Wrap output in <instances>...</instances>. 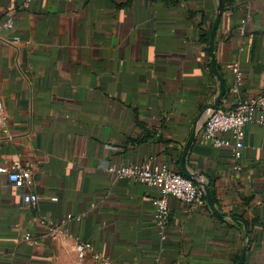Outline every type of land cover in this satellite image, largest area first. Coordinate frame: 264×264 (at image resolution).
Segmentation results:
<instances>
[{"label": "crops", "instance_id": "1", "mask_svg": "<svg viewBox=\"0 0 264 264\" xmlns=\"http://www.w3.org/2000/svg\"><path fill=\"white\" fill-rule=\"evenodd\" d=\"M216 9L217 0H0V166L19 161L33 179L20 187L0 173V264H94L77 258L74 237L111 264H236L240 221L243 264H264V127L245 128L239 162L202 137L219 87L204 43ZM214 52L226 88L217 110L264 92V0H223ZM193 130L186 167L210 184L223 218L206 201L169 198L162 242L157 189L107 170L152 162L180 172ZM28 192L40 197L34 208ZM68 215L67 235L52 239L41 220Z\"/></svg>", "mask_w": 264, "mask_h": 264}, {"label": "built area", "instance_id": "2", "mask_svg": "<svg viewBox=\"0 0 264 264\" xmlns=\"http://www.w3.org/2000/svg\"><path fill=\"white\" fill-rule=\"evenodd\" d=\"M29 0H27L28 3ZM242 23H244L242 21ZM4 27L12 28L10 20L6 21ZM238 85L241 80V73L236 64L230 66ZM258 123L264 127V92L254 97L241 99L230 110H214L205 120L202 127L203 140L216 148H229L232 157L239 162L242 157V149L245 141V128L251 123ZM0 134L8 135L7 117L3 112L0 102ZM235 169L239 170L237 165ZM108 173L119 179H129L135 183L148 187H154L159 192V198L154 202L153 221L159 233L160 240L164 242L167 238L169 225V204L168 199L173 198L188 206H195L204 203L203 189L194 184L191 179L182 176L169 164H153L147 162L142 165H120L110 166ZM0 173L7 174L11 184L29 188L33 184L31 171L19 162L13 161L7 167L0 166ZM40 197L34 193H26L23 196L24 204L29 208H34L39 203ZM70 218L61 221L57 225L51 220H41V224L47 227V232L52 239L59 235H67L62 227ZM28 243L35 244L36 241L28 235L24 236ZM74 240V250L79 260L88 257L94 264H111L109 259L102 258L94 249L93 245L77 238ZM162 250V248H161Z\"/></svg>", "mask_w": 264, "mask_h": 264}, {"label": "water", "instance_id": "3", "mask_svg": "<svg viewBox=\"0 0 264 264\" xmlns=\"http://www.w3.org/2000/svg\"><path fill=\"white\" fill-rule=\"evenodd\" d=\"M220 10H221V2L220 0H217V9H216V14L214 17V20L212 22L211 25V29H210V33H209V43H208V48H209V53H210V67H211V72L214 75V77L216 78V80L218 81L219 87H218V94L215 97L213 104L211 106V110H217L219 107V103L223 100L225 93H226V88L224 85V82L217 70V65H216V61H215V52H214V40H215V34H216V29L220 20ZM194 130L191 132L188 140L186 141L184 147L182 148L181 151V157H180V173L182 176L191 179L192 181L197 178L200 177V174H196V173H191L187 167H186V157L188 154V151L193 143L194 140ZM204 191V196H205V201L206 204L209 208V210L216 216L219 218H223L222 215L219 213V211L215 208L214 205V200L212 197V194L210 192V184L208 182H204V181H199L198 184ZM232 220H237L234 217H230ZM240 221V220H239ZM243 224V227L245 229V234H246V245L243 247L241 254L236 262V264H243L244 259H245V255H246V251H247V245L249 244V230L247 228V225L245 223H243L242 221H240Z\"/></svg>", "mask_w": 264, "mask_h": 264}, {"label": "trees", "instance_id": "4", "mask_svg": "<svg viewBox=\"0 0 264 264\" xmlns=\"http://www.w3.org/2000/svg\"><path fill=\"white\" fill-rule=\"evenodd\" d=\"M222 6H223V0H221V9H222ZM209 32H210V29L208 30V32L206 33V37L204 39V43L207 45V48H206V51L207 53H209V49H208V41H209ZM180 173V172H179ZM181 174V173H180ZM194 184H197L195 181H193ZM214 192H212L211 194H213ZM205 201V197L203 199Z\"/></svg>", "mask_w": 264, "mask_h": 264}]
</instances>
